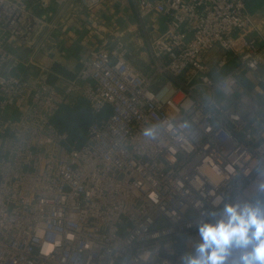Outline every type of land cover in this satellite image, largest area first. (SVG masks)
Listing matches in <instances>:
<instances>
[{
	"label": "built area",
	"instance_id": "1",
	"mask_svg": "<svg viewBox=\"0 0 264 264\" xmlns=\"http://www.w3.org/2000/svg\"><path fill=\"white\" fill-rule=\"evenodd\" d=\"M103 1L0 0V264H174L226 204L264 203V33L248 0H129L148 71L106 37L49 83L34 56ZM69 99L92 116L82 143L53 122Z\"/></svg>",
	"mask_w": 264,
	"mask_h": 264
},
{
	"label": "crops",
	"instance_id": "2",
	"mask_svg": "<svg viewBox=\"0 0 264 264\" xmlns=\"http://www.w3.org/2000/svg\"><path fill=\"white\" fill-rule=\"evenodd\" d=\"M246 5L254 23L264 33V0H248ZM154 26L162 30L163 20L155 18ZM106 37L125 41L129 61L137 68L148 71L151 59L145 31L129 0L103 1L91 12L82 13L69 25L55 32V46L48 54H37L33 60L50 70L49 83H57L59 78L71 79L87 53L98 48ZM136 38L141 42L138 50L135 45ZM19 68L20 71L24 69L22 66ZM64 105L83 104L73 103L69 99Z\"/></svg>",
	"mask_w": 264,
	"mask_h": 264
},
{
	"label": "clouds",
	"instance_id": "3",
	"mask_svg": "<svg viewBox=\"0 0 264 264\" xmlns=\"http://www.w3.org/2000/svg\"><path fill=\"white\" fill-rule=\"evenodd\" d=\"M144 135L154 138L155 126ZM199 234L196 255L185 264H226L234 250L240 252L235 264H264V203L226 204L220 219L199 225Z\"/></svg>",
	"mask_w": 264,
	"mask_h": 264
},
{
	"label": "trees",
	"instance_id": "4",
	"mask_svg": "<svg viewBox=\"0 0 264 264\" xmlns=\"http://www.w3.org/2000/svg\"><path fill=\"white\" fill-rule=\"evenodd\" d=\"M68 111H71L70 116L66 115ZM108 112L109 110L105 108L102 111V116L105 117ZM91 120L92 116L89 109L83 105H78L76 107L62 106L53 118V122L61 131L70 129L71 139H75L78 143L84 141V131ZM176 261L177 260H175L174 264H176Z\"/></svg>",
	"mask_w": 264,
	"mask_h": 264
},
{
	"label": "rangeland",
	"instance_id": "5",
	"mask_svg": "<svg viewBox=\"0 0 264 264\" xmlns=\"http://www.w3.org/2000/svg\"><path fill=\"white\" fill-rule=\"evenodd\" d=\"M71 111H68L66 113L67 116H70ZM259 198L261 197V195L258 196ZM189 240H191L193 242V245L190 246L188 245V243H184L180 250H179V255H178V259L176 261V264H185V258L186 257H191L196 255V247L199 243L202 242L201 238H199L198 236H194L192 238H190Z\"/></svg>",
	"mask_w": 264,
	"mask_h": 264
},
{
	"label": "bare ground",
	"instance_id": "6",
	"mask_svg": "<svg viewBox=\"0 0 264 264\" xmlns=\"http://www.w3.org/2000/svg\"><path fill=\"white\" fill-rule=\"evenodd\" d=\"M188 243V245H190V246H192L193 245V242L190 240V241H188L187 242Z\"/></svg>",
	"mask_w": 264,
	"mask_h": 264
}]
</instances>
